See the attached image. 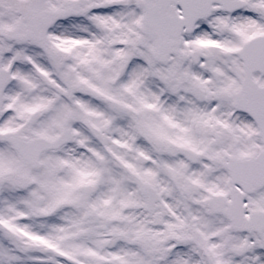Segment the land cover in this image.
<instances>
[{
  "label": "snow or ice",
  "instance_id": "1",
  "mask_svg": "<svg viewBox=\"0 0 264 264\" xmlns=\"http://www.w3.org/2000/svg\"><path fill=\"white\" fill-rule=\"evenodd\" d=\"M0 264H264V0H0Z\"/></svg>",
  "mask_w": 264,
  "mask_h": 264
}]
</instances>
